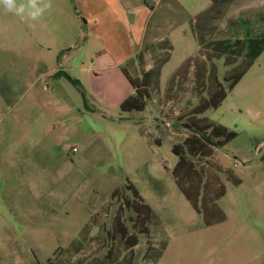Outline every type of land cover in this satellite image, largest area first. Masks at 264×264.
Wrapping results in <instances>:
<instances>
[{"label":"rangeland","instance_id":"obj_1","mask_svg":"<svg viewBox=\"0 0 264 264\" xmlns=\"http://www.w3.org/2000/svg\"><path fill=\"white\" fill-rule=\"evenodd\" d=\"M139 1L50 0L37 21L0 8V264H264V51L201 115L237 133L212 160L241 178L223 174L226 219L207 225L172 170L207 95L194 23L212 0H146L151 15ZM263 16L264 0H234L216 36L259 32ZM123 66L138 79L153 71L144 110L120 107L134 93ZM128 179L153 209L147 234L125 207ZM119 209L133 247L114 225Z\"/></svg>","mask_w":264,"mask_h":264},{"label":"trees","instance_id":"obj_2","mask_svg":"<svg viewBox=\"0 0 264 264\" xmlns=\"http://www.w3.org/2000/svg\"><path fill=\"white\" fill-rule=\"evenodd\" d=\"M233 1L212 0L211 5L197 15L194 34L199 41L201 52L210 64L208 70L206 61L199 66L197 80L207 95L200 98L184 123L191 134L182 144L173 146V152L179 157L172 170L175 182L196 211L204 216L207 225L226 219V213L217 203V200L227 192L223 174L234 184H240L241 178L232 169L212 160L214 148L224 146L236 137L237 133L229 130L224 124L201 115L209 108H217L222 104L228 93L235 88L264 51V29L259 32L247 29L243 35L232 37L216 36L218 29L216 21L222 18L224 7ZM222 57H224L223 64L228 69L221 78L217 61ZM122 71L133 85L134 93L122 101L121 109L144 110L147 98L150 96L148 89L153 71H145L141 79L133 77L126 66L122 67ZM61 72L58 71V74ZM72 81L81 85L80 80L76 78H72ZM126 188L132 193L131 198H124V204L135 214L133 226L137 232L147 234L153 209L130 179ZM118 192L117 188L113 195ZM114 225L121 237L128 242L129 247L139 243L136 233L129 234L120 209L114 217Z\"/></svg>","mask_w":264,"mask_h":264},{"label":"clouds","instance_id":"obj_3","mask_svg":"<svg viewBox=\"0 0 264 264\" xmlns=\"http://www.w3.org/2000/svg\"><path fill=\"white\" fill-rule=\"evenodd\" d=\"M0 8L22 21H37L51 8L50 0H0Z\"/></svg>","mask_w":264,"mask_h":264},{"label":"crops","instance_id":"obj_4","mask_svg":"<svg viewBox=\"0 0 264 264\" xmlns=\"http://www.w3.org/2000/svg\"><path fill=\"white\" fill-rule=\"evenodd\" d=\"M157 2H159L160 0H155ZM139 6L138 9H140V14H144V15H151L154 11L153 7H150L149 4L146 3V0H140L139 2H136L135 7L137 8ZM134 29L136 31L142 32L145 31L147 29V24L145 21V18L142 19L139 24L134 25ZM125 75V74H124ZM126 77V76H125ZM127 78V77H126ZM128 80V79H127ZM129 81V80H128ZM131 84V83H130ZM132 85V84H131ZM133 86V85H132Z\"/></svg>","mask_w":264,"mask_h":264}]
</instances>
